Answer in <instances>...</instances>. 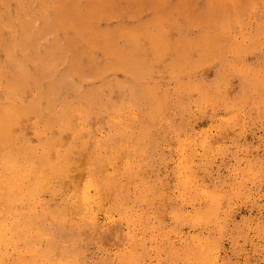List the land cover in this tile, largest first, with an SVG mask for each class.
Returning a JSON list of instances; mask_svg holds the SVG:
<instances>
[{"label":"rangeland","instance_id":"obj_1","mask_svg":"<svg viewBox=\"0 0 264 264\" xmlns=\"http://www.w3.org/2000/svg\"><path fill=\"white\" fill-rule=\"evenodd\" d=\"M2 107L0 264H264V0H0Z\"/></svg>","mask_w":264,"mask_h":264},{"label":"bare ground","instance_id":"obj_2","mask_svg":"<svg viewBox=\"0 0 264 264\" xmlns=\"http://www.w3.org/2000/svg\"><path fill=\"white\" fill-rule=\"evenodd\" d=\"M12 29H13V28H12ZM119 32H120V31H119ZM128 36H129V35H128ZM89 38H90V37H89ZM132 38H133V37H132ZM153 38H154V37H153ZM155 43H156V42H155ZM156 44H157V43H156ZM156 44H155V45H156ZM156 46H158V44H157ZM22 47H23V46H22ZM115 48H116V47H115ZM156 48H158V47H156ZM24 49H25V48H24ZM22 50H23V49H22ZM27 52H28V50H27ZM186 52H187V51H186ZM187 53H188V52H187ZM188 54H190V52H189ZM188 54H187V55H188ZM187 55H186V56H187ZM119 57H120V56H119ZM182 57H183V55H182ZM121 58H122V57H121ZM185 58H186V57H185ZM119 59H120V58H119ZM119 59L117 60V62L119 61ZM181 59H182V58H181ZM120 60H121V59H120ZM127 60H128V59H127ZM132 60H133V59H132ZM184 60H185V59H184ZM16 61H17V60H16ZM132 62H133V61H132ZM22 63H24V61H23ZM118 64H119V63H118ZM25 65H26V64H25ZM73 68H74V67H73ZM21 79H22V78H21ZM19 80H20V79H19ZM22 80L24 81L25 79H22ZM26 80H27V78H26ZM24 83H25V82H24ZM50 88H51V87H49V90H50ZM47 90H48V89H47ZM47 90H46V92H47ZM86 91H87V90H86ZM45 94H46V93H45ZM49 94H50V92H49ZM47 95H48V92H47L46 96H47ZM88 96H89V95H88ZM13 98H14V97H13ZM87 99H88V98H87ZM13 101H15V100H13ZM6 102H7V101H6ZM8 102H9V101H8ZM10 103H11V102H10ZM10 103H9V104H10ZM13 103H14V102H13ZM9 104L7 103L6 105L10 106ZM11 104H12V103H11ZM2 105H3V104H2ZM15 105H16V104H15ZM3 106H4V105H3ZM8 106H6V107H8ZM11 106H12V105H11ZM13 106H14V104H13ZM13 106H12V108H13ZM48 106L50 107V105H48ZM163 107H164V106H163ZM8 108H11V107H8ZM8 108L6 109V108L4 107V111H3V110H2L3 107H2V108L0 109V110L2 111L1 113L6 112V110L8 111ZM24 108H25V107H23V110H24ZM46 108H48V107H46ZM13 109H16L15 106H14ZM13 109H12V110H13ZM17 109H18V108H17ZM17 109L15 110L17 115L15 114V112L12 113V115L15 114L16 116H19L18 114L21 113L20 115L22 116V113H23V112H22V111L19 112L20 110H22L21 107L19 108V111H18ZM25 110H26V109H25ZM25 110H24V111H25ZM43 110H45V109L43 108ZM50 110H51V109H50ZM50 110H49V111H50ZM9 111H11V109H9ZM12 112H13V111H12ZM18 112H19V113H18ZM71 112H72V111H71ZM6 113H7V112H6ZM6 113H5V114H6ZM25 113L28 114V113H31V112H26V111H25ZM25 113H23V114H25ZM26 114H25V115H26ZM38 114H39V112L37 111V115H38ZM71 114H72V113H71ZM71 114H70V115H71ZM2 115H3V118H4V114H2ZM2 115H1V116H2ZM10 115H11V114L8 112V116H9V117H10ZM12 115H11V116H12ZM52 115H53V114H52ZM52 115H51V117H52ZM68 115H69V114H66V113H65V116L68 117ZM70 115H69V116H70ZM8 116H7V117H8ZM23 116H24V115H23ZM7 117H5V118H7ZM9 117H8V118H9ZM51 117H50V119H51ZM62 117H63V116H62ZM62 117H61V118H62ZM18 118H19V117H18ZM1 119H2V118H1ZM50 119H49V120H50ZM57 119H58V118H57ZM59 119H60V118H59ZM65 119H67V118H65ZM19 120H20V119H19ZM19 120L17 119V121H19ZM54 120H55V119H54ZM54 120H53V122H54ZM60 120H61V119H60ZM68 120H70V119H67L66 121H68ZM5 121H6L5 119H4L3 121L1 120L0 125H2V126L4 127V125H3L2 123L5 122ZM61 121H62V120H61ZM68 122H69V124L71 123L70 121H68ZM9 123H10V122H9ZM9 123L6 121V124H9ZM14 123H15V121H14ZM14 123H13V124L10 123V124H12V125H11L12 127H13V125H15ZM16 123H17V122H16ZM72 123H73V122H72ZM62 124H63V123H62ZM49 125H50V124H49ZM63 125H64V124H63ZM2 126H1V127H2ZM6 126H7V125H5L4 128L2 127L3 130L6 129V128H8V127H6ZM8 126H10V125H8ZM51 126H53V125H51ZM64 126H65V125H64ZM64 126H63V127H64ZM68 126L71 127L70 125H68ZM68 126H67V129H69ZM12 127H11V128H12ZM58 127L60 128V126H58ZM2 128H0V131H3ZM11 128H8V129L10 130ZM47 128H49V127H47ZM47 128H46V129H47ZM64 128H65V127H64ZM60 129H61V128H60ZM64 130H65V129H64ZM5 131H6V130H5ZM11 131H12V130H11ZM7 132H8V130H7L5 133L8 134ZM3 133H4V132H3ZM9 134H12V132H10ZM2 135H3V134H2ZM12 135H13V134H12ZM4 136H5V135H4ZM9 136H10V135H9ZM14 136H15V135H14ZM2 137H3V136H1V134H0V139H1ZM6 137H7V135H6ZM6 137H5V138H6ZM3 138H4V137H3ZM8 138H9V137H8ZM12 138H13V137H12ZM12 138L10 137L9 139H12ZM23 138H24V137H23ZM23 138H22V139H23ZM14 139H15V138H14ZM6 140H7V139H6ZM18 140H20V139L18 138ZM18 140H17V141H18ZM2 141H3V140L1 139V141H0L1 143H4V142L6 143V142H7V141H5V140H4V142H2ZM13 141H14V140H13ZM23 141H24V139H23ZM10 142H11V141H9V143H10ZM15 142H16V141H15ZM1 143H0V145H1ZM9 143H8V144H9ZM8 144L6 143V145H5V144H2V145H3V146H7ZM10 144H11V143H10ZM10 144H9V146H11V145L13 144V148H14V143L12 142V144H11V145H10ZM18 144H21V142H18ZM2 145L0 146L1 148H2ZM21 145H22V144H21ZM21 145H20V146H21ZM25 145H26V143H25ZM27 145H28V144H27ZM48 145H49V144H48ZM18 146H19V145H17V147H18ZM29 146H30V149L27 148V147H25V146H24V147L27 148V149L29 150V152H30V150H31V145H29ZM53 146H54V144H53ZM15 147H16V146H15ZM21 147H22V146H21ZM45 147H46V146H45ZM49 147H50V146H49ZM3 148H4V147H3ZM6 148H7V147H6ZM13 148H12V149H13ZM25 148H24V149H25ZM54 148H55V147H54ZM12 149H11V150H12ZM24 149L22 150L23 152H24ZM27 149H25V151H26ZM32 149H33V147H32ZM48 149H49V148H48ZM28 150H27V151H28ZM33 150H34V149H33ZM62 150H63V149H62ZM0 151H1V150H0ZM17 151H18V152L20 151L19 148H17ZM22 151H21V154H22ZM42 151H44V150H42ZM11 152H12V151H11ZM0 153H1V152H0ZM8 153H9V152H8ZM13 153H14V151H13ZM19 153H20V152H19ZM19 153H18V154H19ZM30 153H31V152H30ZM11 154H12V153H11ZM24 154H26V153H23L22 156H24ZM28 154H29V153H28ZM32 154H33V155L31 156V158L34 157V153H32ZM51 154H52V153H51ZM15 155H16V154H15ZM29 155H30V154H29ZM5 156H7V153L5 154ZM18 156L20 157V155H18ZM25 156H27V155H25ZM36 156H37V155H36ZM53 156H54V155H53ZM12 157H14V156H12ZM16 157H17V156H16ZM0 158H2V156H0ZM3 158H6V157L3 156ZM10 158H11V157H10ZM17 158H18V157H17ZM17 158H16V159H17ZM27 158H29V157L27 156ZM31 158H30V160H31ZM35 158H36V157H35ZM43 158H44V157H43ZM61 159H62V158H61ZM0 160H1V159H0ZM6 160H8V158H7ZM17 160H18V159H17ZM28 161H29V160H28ZM31 161H32V160H31ZM0 162H2V161H0ZM5 162H6V161H5ZM5 162H4V164H5ZM9 162H10V161H9ZM33 162H34V161H33ZM6 163H7V162H6ZM55 163H56V162H55ZM55 163H54V164H55ZM70 163H71V162H70ZM10 164H11V162H10ZM10 164L8 163L9 166L6 165L7 168L13 166V165L10 166ZM15 164H16V162H15ZM42 164H43V163H42ZM48 164H49V163H48ZM48 164H46L47 167L50 166V164H49V166H48ZM67 164H68V163H67ZM0 166H1V165H0ZM3 166H4V165H3ZM3 166H1V169L4 168ZM22 166H23V165H22ZM51 166L53 167V165H51ZM51 166H50V167H51ZM54 166H55V165H54ZM61 166H62V165H61ZM64 166H66V165H64ZM2 167H3V168H2ZM14 167H15V166H14ZM20 167H21V166H20ZM45 167H46V166H45ZM52 167H51V168H52ZM34 168H35V167H34ZM54 168H56V167H54ZM57 168L59 169V167H57ZM57 168H56V169H57ZM61 168H63V166H62ZM14 169H15V168H14ZM6 170H7V169H6ZM6 170L3 169L4 172H5ZM17 170H19V169H17ZM52 170H53V169H52ZM54 170H55V169H54ZM15 171H16V170H15ZM20 171H21V170H20ZM29 171H30V170H29ZM39 171H40V170H39ZM1 172H2V171H1ZM1 172H0V173H1ZM18 172H19V171H18ZM23 172H24V171H23ZM57 172H60V171H57ZM6 173H7V172H6ZM8 173H10V172H8ZM15 173H16V172H15ZM29 174H30V173H29ZM48 174H49V173H48ZM50 174H51V172H50ZM9 175H10V176H9ZM9 175H8V176H9V178H10V177H11V174H9ZM12 175H13V174H12ZM23 175H24V174H23ZM4 176H6V175H4ZM29 176H33V175H29ZM43 176H44V170L40 171V172L37 174V176L34 177V178H35L36 180L38 179L37 181H42L41 179H43V178H42ZM0 177L2 178V176H0ZM6 177H7V176H6ZM47 177H48V176H47ZM13 178H14V177H13ZM19 178H21V176H20ZM27 178H28V177H27ZM3 179H4V182H7V180H8V179H7V180L5 181V178H3ZM25 179H26V178H24V180H25ZM43 180H44V179H43ZM8 181H9V180H8ZM10 181H11V180H10ZM13 181H14L13 184L15 185V183H17V180L14 179ZM19 181L22 182L21 180H19ZM19 181H18V182H19ZM37 181H36V182H37ZM62 181H63V180H62ZM106 181H107V180H106ZM106 181H105V182H106ZM0 182H1V181H0ZM4 182H3V180H2V183H4ZM11 183H12V182H11ZM32 183H33V182H32ZM41 183H45V180H44V182H41ZM41 183H40V184L36 183V184L42 186ZM21 184H22V183H21ZM36 184H34V185H36ZM8 185H10V184H8ZM43 185H44V184H43ZM46 185H47V182H46ZM5 186H6V185H5ZM15 186H16V185H15ZM19 187H20V186H19ZM19 187H18V189H19ZM24 187H25V186H24ZM31 187H32V186H31ZM35 187H36V186H35ZM5 188H6V187H5ZM5 188H4V189H5ZM13 188H15V187H13ZM101 188H102V187H101ZM15 189H16V188H15ZM22 189H23V187H22ZM31 189H32V188H31ZM102 189H103V188H102ZM2 190H3V188H2ZM9 190H10V189H9ZM28 190H29V189H28ZM16 191H17V189H16ZM20 191H21V190H20ZM22 191H23V190H22ZM32 191H33V190H32ZM0 192H1V191H0ZM13 192H14V191H13ZM17 193H18V192H16V194H17ZM0 194H1V193H0ZM2 194L5 196L4 193H2ZM18 194H19V193H18ZM23 194H24V193H23ZM23 194H22V197L24 196ZM27 194H28V195H31L32 193H31L30 190H29ZM9 195H10V194H9ZM13 195H14V194H13ZM28 195H27V197H28ZM0 196H1V195H0ZM5 197H6V196H5ZM9 197H10V196H9ZM12 197H13V196H12ZM31 197H32V196H31ZM34 197H35V196H34ZM15 198H16V196H15ZM24 198H25V197H24ZM32 198H33V197H32ZM3 199H4V198H3ZM3 199H2V201H3ZM5 199H6V198H5ZM21 199H22V198H20V201H21ZM25 199H27V198H25ZM29 199H30V198H29ZM8 200H9V199H8ZM10 200H11V199H10ZM10 200H9V201H10ZM35 200H36V198H35ZM9 201H8V202H9ZM18 201H19V200H18ZM20 201H19V202H20ZM6 202H7V201H6ZM8 202H7V203H8ZM11 202H12V201H11ZM15 202H16V201H15ZM19 202H18V203H19ZM22 202H23V201H22ZM37 202H38V201H37ZM18 203H17V204H18ZM12 204H13V203H12ZM15 204H16V203H15ZM20 204H22V203H20ZM31 204H32V203H31ZM1 207H2V206H1ZM3 207H7V206L5 205V206H3ZM8 207H9V206H8ZM10 207H11V205H10ZM1 209H2V208H1ZM9 209H11V208H9ZM33 210H34V209H33ZM44 210H45V209H44ZM3 211H4V210H3ZM11 211H13V210H11ZM21 211H22V210H21ZM49 211H50V210H48V212H49ZM14 212H15V210H14ZM16 212H17V210H16ZM35 212H36V211H35ZM4 213H5V211H4ZM8 213H9V212H8ZM22 213H23V212H21V214H22ZM31 214H32V211H31ZM33 214H34V213H33ZM45 214H46V213H45ZM16 215H17V214H16ZM6 216H7V215H6ZM27 216H28V215H27ZM16 217H17V216H16ZM20 217H21V216H20ZM23 217H24V216H23ZM38 217H39V216H38ZM5 218H6V217H5ZM8 218H9V217H8ZM12 218H13V217H12ZM12 218H11V219H12ZM26 218H27V217H26ZM15 219H16V218H15ZM15 219H14V220H15ZM36 219L38 220V218H36ZM12 220H13V219H12ZM20 220H21V219H20ZM25 220H26V219H25ZM0 221H1V220H0ZM2 221H3V220H2ZM39 221H41V219H40ZM7 222H8V221H7ZM7 222H6V223H7ZM15 222H16V221H14V224H16ZM4 223H5V220H4ZM11 223H13V222H11ZM36 223H37V222H36ZM62 223H63V222H62ZM2 224H3V223H2ZM60 224H61V223H60ZM6 225H7V224H6ZM27 225H28V224H27ZM8 226H9V225H8ZM29 226H30V225H29ZM15 227H16V226H15ZM15 227H14V228H15ZM65 227H66V226H65ZM21 228H22V227H21ZM23 228H24V227H23ZM28 229H29V227H28ZM10 230H11V229H10ZM4 231H6V229H4ZM9 232H10V231H9ZM23 232H24V231H23ZM8 235H9V234H8ZM21 235H22V234H21ZM30 235H31V234H30ZM44 235H45V234H44ZM9 236H10V235H9ZM22 236H23V235H22ZM3 237H4L3 230H1V226H0V243L3 241V240H2ZM13 237H14V235H13ZM33 237H34V236H33ZM51 238H52V237H51ZM26 239H27V237H26ZM48 239H49V238H47V240H48ZM10 240H11V239H10ZM49 240H50V239H49ZM52 240H53V239H52ZM38 242H39V241H38ZM52 243H53V242H52ZM49 244H50V242H49ZM34 245H35V244H34ZM51 246H52V245H51ZM53 246H54V244H53ZM11 247H12V246H11ZM38 248H39V247H38ZM35 250H36V248H35ZM3 252H4V251H3ZM45 254H46V253H45ZM14 255H15V254H14ZM37 255H38V254H37ZM4 256H5V255H4ZM63 256H64V255H63ZM2 257H3V255H2ZM52 258H53V257H52ZM4 259H5V258H4ZM39 259H41V258H39ZM24 260H26V259H24ZM24 260H20V261H21L20 264H23V263H24V264H29L28 261H24ZM55 260H56V259H55ZM2 261H3V259H2ZM34 261H35V260H34Z\"/></svg>","mask_w":264,"mask_h":264}]
</instances>
